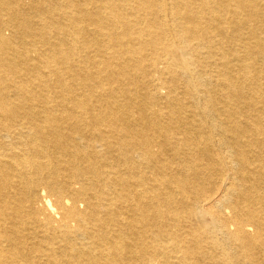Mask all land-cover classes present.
<instances>
[{"label": "bare ground", "instance_id": "bare-ground-1", "mask_svg": "<svg viewBox=\"0 0 264 264\" xmlns=\"http://www.w3.org/2000/svg\"><path fill=\"white\" fill-rule=\"evenodd\" d=\"M0 264H264V0H0Z\"/></svg>", "mask_w": 264, "mask_h": 264}]
</instances>
